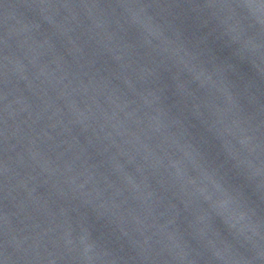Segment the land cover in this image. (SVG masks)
I'll return each instance as SVG.
<instances>
[{
  "label": "water",
  "instance_id": "water-1",
  "mask_svg": "<svg viewBox=\"0 0 264 264\" xmlns=\"http://www.w3.org/2000/svg\"><path fill=\"white\" fill-rule=\"evenodd\" d=\"M0 264H264V0H0Z\"/></svg>",
  "mask_w": 264,
  "mask_h": 264
}]
</instances>
